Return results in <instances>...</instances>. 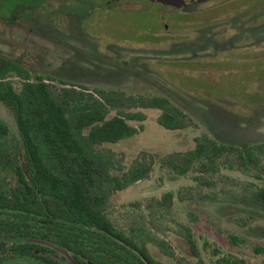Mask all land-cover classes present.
Here are the masks:
<instances>
[{
	"label": "rangeland",
	"instance_id": "1",
	"mask_svg": "<svg viewBox=\"0 0 264 264\" xmlns=\"http://www.w3.org/2000/svg\"><path fill=\"white\" fill-rule=\"evenodd\" d=\"M126 1L108 6L100 0H35L33 9L24 15L36 21L30 26L7 12L13 3L0 1V56L21 57L34 72L49 74L72 55V47L91 52L89 57L103 64L100 73H108L107 64L122 69L110 82L87 79V84L83 80L88 86L169 97L189 112L193 119L189 128L168 131L157 123L158 112L147 111V120L136 124L144 127L139 135L110 146L126 165L141 153L163 157L185 152L204 134L234 145L263 140L264 0H209L186 10L148 0ZM128 1L134 5L126 6ZM37 20L57 31L55 37L46 40L32 33ZM207 28L214 34V46L197 54L196 49L206 43L201 38ZM112 47L117 52H111ZM180 51L184 52L176 54ZM0 122L7 130L3 138L7 148L14 146L21 152L15 119L3 104ZM7 152L12 155L14 151ZM232 165L233 170L224 168L216 176H201L199 183L194 173L176 178L156 165L146 182L113 198L111 219L127 234L142 227L151 238L166 241L173 256L148 244L151 254L165 264H214L218 257L228 255L244 264H264V254L256 251L264 247V213L246 209L235 200L251 183L261 187L264 181L253 178L255 172H241ZM11 175L5 173V178L11 181ZM168 192L176 195L170 213L156 208L150 213L149 201ZM181 225L191 227L199 258L179 234ZM231 237L242 242L234 243ZM205 242L209 249L204 248ZM214 248L219 256H213Z\"/></svg>",
	"mask_w": 264,
	"mask_h": 264
},
{
	"label": "trees",
	"instance_id": "2",
	"mask_svg": "<svg viewBox=\"0 0 264 264\" xmlns=\"http://www.w3.org/2000/svg\"><path fill=\"white\" fill-rule=\"evenodd\" d=\"M0 1L13 3L7 12L14 20L36 22L24 16L33 9L35 0ZM202 32L201 39L206 43L196 49L197 54L214 46L210 29ZM114 48L109 50L117 52ZM71 52L64 64L49 74L34 72L21 59L0 56V103L15 119L23 148L22 163L26 167L18 171L23 184L21 208L24 214H33L32 221H27L29 215L23 219L22 233H36L66 245L80 239L90 244L94 237H99L106 241L99 242L103 247H132L140 256L135 254V260L161 264L151 254L148 244L152 242L164 255H172L166 241L151 238L142 227L130 229L127 234L115 226L110 210L118 193L146 182L156 165L168 169L176 178L194 173V180L199 183L201 176H216L224 168L233 170L234 164L238 171L255 172L253 178L264 181V139L254 144L234 145L204 134L195 138L193 148L185 152L163 157L141 153L126 165L123 157L110 146L139 135L144 127L136 124L147 120V111L158 112L157 123L168 131L189 128L192 116L169 97L136 94L102 85L88 86L87 79L110 82L114 76L119 77L122 68L107 64L104 66L108 73L103 74L99 70L103 64L98 63L96 56L95 61L89 57L91 52L73 47ZM181 52L184 51L175 53ZM94 54L98 53L94 51ZM0 131H4L1 125ZM206 184L213 186L211 182ZM175 198L174 193L168 192L151 199L147 209L150 213L155 208L170 213ZM235 200L246 209L264 213V186L251 183L243 196ZM139 205L132 204L136 208ZM179 232L192 255L199 258L191 227L181 225ZM231 239L234 243L242 242L235 237ZM204 248L209 249L210 245L205 242ZM256 251L264 254V247ZM212 252L213 256L220 254L215 248ZM214 264H244V261L228 255L218 257Z\"/></svg>",
	"mask_w": 264,
	"mask_h": 264
},
{
	"label": "flooded vegetation",
	"instance_id": "3",
	"mask_svg": "<svg viewBox=\"0 0 264 264\" xmlns=\"http://www.w3.org/2000/svg\"><path fill=\"white\" fill-rule=\"evenodd\" d=\"M100 1L108 6H121L122 3L127 2L126 0ZM129 1L126 6L134 5V3ZM192 5L197 6L198 4H190L176 9L186 10ZM21 22H25V24L30 26V21L20 20ZM53 27L51 26L50 28ZM166 29L168 28L166 27ZM51 30L48 28V25L42 24L31 31L40 38L50 40L55 37V33L51 32ZM50 33L52 35H49ZM62 38H66V36ZM3 57L21 59V57ZM0 125L4 129V131H0V264H151L144 259L135 260V254H138L132 247H103L106 241L99 237H94V240L89 241L90 244L86 240L80 239L79 242H70L69 245H66L57 242L54 238L47 239L40 237L36 233H22L23 219L29 215L28 213L24 214L21 208L22 196L20 190L23 184L19 180L18 171L23 166V150L18 152V148L14 146L13 148L17 150L7 148L6 142H4L5 139L3 140L7 134V130L1 122ZM8 150H13V154L9 155ZM23 168L26 170L25 166ZM5 173L12 174L13 180H7ZM32 217L33 214H30L27 221L31 220ZM99 242H103L104 244ZM93 255L98 257V259L93 260ZM157 260L159 263L165 264L160 259Z\"/></svg>",
	"mask_w": 264,
	"mask_h": 264
},
{
	"label": "water",
	"instance_id": "4",
	"mask_svg": "<svg viewBox=\"0 0 264 264\" xmlns=\"http://www.w3.org/2000/svg\"><path fill=\"white\" fill-rule=\"evenodd\" d=\"M154 3H160L164 6L182 8L190 4H201L209 0H151Z\"/></svg>",
	"mask_w": 264,
	"mask_h": 264
}]
</instances>
